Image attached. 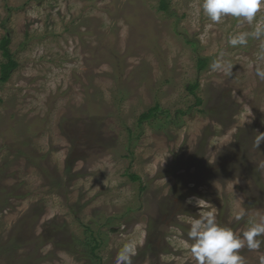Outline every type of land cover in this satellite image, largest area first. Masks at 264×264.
<instances>
[{"label": "rangeland", "instance_id": "1", "mask_svg": "<svg viewBox=\"0 0 264 264\" xmlns=\"http://www.w3.org/2000/svg\"><path fill=\"white\" fill-rule=\"evenodd\" d=\"M202 2L0 0V63L5 36L18 62L0 84V264H115L130 240L132 264H195L192 196L234 232L264 220V9L213 23ZM240 254L260 264L264 243Z\"/></svg>", "mask_w": 264, "mask_h": 264}, {"label": "clouds", "instance_id": "2", "mask_svg": "<svg viewBox=\"0 0 264 264\" xmlns=\"http://www.w3.org/2000/svg\"><path fill=\"white\" fill-rule=\"evenodd\" d=\"M203 14L213 23H219L226 16H231L252 24L256 20L257 13L264 9V0H203ZM247 33L230 36L228 43L232 46L246 43ZM252 35L257 38L264 36V23L257 21ZM264 52V48H262ZM264 59V56L261 57ZM215 71L221 67L220 61H213L211 65ZM256 76L264 81V67L259 64L256 67ZM255 144L257 147L264 142V132H256ZM188 204H192L198 211V218L190 221L187 232L190 242L188 250L195 260V264H244V258L240 250L247 247L248 250L259 249L264 240V220L249 219L246 230L242 233L234 232L232 228L217 223L214 210L209 209L207 200L198 196L189 197ZM241 219L240 215L236 216ZM137 244L128 241L119 249L115 264H132V257L136 254ZM260 264H264V256L260 258Z\"/></svg>", "mask_w": 264, "mask_h": 264}, {"label": "trees", "instance_id": "3", "mask_svg": "<svg viewBox=\"0 0 264 264\" xmlns=\"http://www.w3.org/2000/svg\"><path fill=\"white\" fill-rule=\"evenodd\" d=\"M159 10L167 14H172L173 11L170 9V0H159ZM9 44H10V38L8 36H5L1 42V48L3 50V55L7 59V61L4 63H0V68H1L0 84L6 83L10 79L12 72L15 71V69L18 66V62L13 58L10 50L8 49ZM209 60H210L209 58H204V57L199 58L197 61V69L199 71H203L207 67ZM196 89H198V83L190 84L188 86V90L194 95ZM201 103L202 100L200 98H196V104L200 105ZM158 110H159L158 105L149 109L147 112L143 113L140 116L139 122L143 123L144 121H149L154 119V117L157 115ZM134 178L139 179L138 176H134ZM96 246L94 247V250L96 249Z\"/></svg>", "mask_w": 264, "mask_h": 264}]
</instances>
